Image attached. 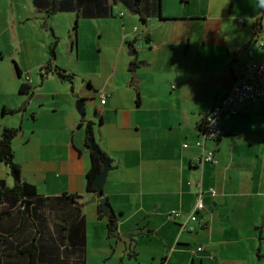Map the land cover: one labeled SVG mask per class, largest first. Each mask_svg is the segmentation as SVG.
Wrapping results in <instances>:
<instances>
[{
    "label": "crops",
    "instance_id": "1",
    "mask_svg": "<svg viewBox=\"0 0 264 264\" xmlns=\"http://www.w3.org/2000/svg\"><path fill=\"white\" fill-rule=\"evenodd\" d=\"M83 1L84 6L89 3L85 12L74 6L82 0H65L61 9L48 14V5L39 7L28 0L16 21L14 13L9 17L15 29L33 17L43 31L42 46L26 35H12L17 47L15 54H7L21 75L14 67L17 78L3 76L7 97L0 101L1 109H23L4 115L0 128L15 127L20 119L22 126L32 119L42 132L41 137L32 131L26 139L12 141L20 179L32 183L43 197L81 196L85 233L91 218L101 264L109 238L103 221L87 206L95 196L86 189L90 122L95 141L113 167L103 196L116 215L117 264H264V99L246 102L236 114L221 115V136L204 143L214 151L215 163H197L202 148L196 144L201 140L198 125L246 64L264 57V50L252 40L264 5L259 0H146L150 13L142 22L120 2L101 0L94 6L92 0ZM90 5L102 14L87 17ZM57 13L74 15L70 59L62 62L55 55L52 60L68 74L80 70L71 79L74 91L54 74L42 76L51 59L49 45L57 38L56 52L60 48ZM118 17L121 21L115 20ZM81 19L102 24L95 33L99 38L110 28L122 36H114L118 38L114 45L100 46L97 41L96 46H82L84 37L79 40L76 31ZM130 41L141 62L135 67ZM0 51L4 57L2 47ZM22 75L25 80L17 82ZM48 81L64 86L39 90ZM22 84L28 91H19ZM102 93L107 94L103 104ZM78 97L87 100L85 117L75 108ZM47 104V114L39 122V108ZM0 172L8 175L4 165ZM198 196L204 208L196 221L187 222L192 230L182 229ZM174 210L181 215L172 216ZM131 230L139 236L129 250L123 242H129L125 234ZM198 247L202 249L191 253ZM132 252L136 255L130 256ZM84 255L86 262L85 250Z\"/></svg>",
    "mask_w": 264,
    "mask_h": 264
},
{
    "label": "trees",
    "instance_id": "2",
    "mask_svg": "<svg viewBox=\"0 0 264 264\" xmlns=\"http://www.w3.org/2000/svg\"><path fill=\"white\" fill-rule=\"evenodd\" d=\"M65 0H33V4L47 6V13L51 14L61 9ZM101 0H92L94 6ZM70 2V0H67ZM120 2L126 10L139 16L145 22L148 12L146 0H112ZM71 3V2H70ZM89 3L84 1L75 3L77 9L87 10ZM68 5V4H67ZM82 11V10H81ZM87 17H95L98 13L95 8H88ZM256 18V23L260 22ZM86 16V15H85ZM75 32V31H74ZM57 38L49 45V62L42 68V76L54 74L62 81H71L73 74H68L64 69L53 63L56 55ZM133 46V41L128 42ZM17 75H21L15 65ZM29 87L22 84L19 91H28ZM18 109L2 108V115L16 114ZM203 123L198 125L201 133ZM19 132L17 127H3L0 130V165H4L18 180L12 185L5 179H0V264H85L84 247L86 241L85 217L79 203L81 196L78 194H61L43 197L36 191V187L27 181L21 180L20 165L15 161L12 141ZM87 137L91 134V124L86 125ZM90 152V169L86 173V189L88 193H96L93 186L95 176L109 163L107 155L100 150ZM213 151V150H212ZM108 202V201H107ZM30 203L29 213L26 210ZM24 205V206H23ZM96 213L98 218H106V235L112 239L117 236L115 227L116 216L104 212L102 205L97 203ZM130 256L136 254L132 252Z\"/></svg>",
    "mask_w": 264,
    "mask_h": 264
},
{
    "label": "rangeland",
    "instance_id": "3",
    "mask_svg": "<svg viewBox=\"0 0 264 264\" xmlns=\"http://www.w3.org/2000/svg\"><path fill=\"white\" fill-rule=\"evenodd\" d=\"M28 0H0V47L3 48L4 50V57L1 56L0 54V68L2 70V74L0 73V101L2 99H6V85L7 83L4 82V78L3 76H14L16 77V71H15V66L14 63L12 62V60H14L13 56H10L9 54H7V52L9 51V53L13 52L15 54V50L14 47H17L16 44L14 43V40H12V35H14L16 33L17 36L21 37L22 35H26V39H30L31 40H35L37 42V44L39 46H42L41 43L43 42L42 39V29L40 27V25L38 24V22L32 17L30 20H28L25 24H20L19 28L15 29V26H11L10 23L12 20L9 19V17L11 16L12 13H14V20L16 21L19 18V14L22 13L23 11V6H25L27 4ZM29 3V2H28ZM31 5V3H29ZM120 8V7H119ZM128 15H130V13H127ZM9 19V20H8ZM55 25L57 27V25H59V34L61 35L60 38V42L58 44V46H60V48L57 50L56 52V57L57 59L62 60V62H66L67 60H69V46H70V31H72L73 27H74V15L70 16L69 14H65V13H57L55 15ZM115 20H119L121 21V19L118 17ZM9 21V25L6 26L5 22ZM111 24V23H110ZM5 25V30L3 31L1 28L4 27ZM112 25V24H111ZM102 24L100 25V23H97V20H93V19H81L77 25L76 31L78 34V39L82 41L83 37H84V41L82 46H96L95 44L97 43V41H99L100 46H108V45H114L116 44V42L118 41V38L121 34V32H119V35H117V30H114L113 28L109 29V32L103 31V35L101 38L98 37V34L95 35V33L97 31H100ZM113 26V25H112ZM53 28V27H52ZM2 30V31H1ZM53 31V30H52ZM51 33V31H49ZM96 36L97 40H95ZM117 37H114L116 36ZM110 37V40H109ZM53 39V37H52ZM64 46V47H62ZM24 47V46H22ZM75 47V46H74ZM62 52V54L60 55V53ZM1 53V51H0ZM9 57V58H8ZM75 58V57H74ZM22 60H24L25 62L28 61V59L23 58ZM77 72L80 71L78 68L76 70ZM72 71L74 77L78 76V73ZM2 75V76H1ZM33 76H37V72H33L32 74ZM73 77V78H74ZM25 80V75H22V77L16 81H22ZM37 85H40L39 82H37ZM61 83H51V81H48L45 83V85L39 90L44 89V90H53L56 89L59 86H64V84L60 85ZM36 101V99H35ZM26 102V101H25ZM47 104L44 108L41 107L39 109H41V112L38 114V118H39V122L43 121V117L47 114V108H48ZM34 109H38V105H35V107H33ZM96 111V107L93 104L92 107V112ZM52 114H54V112H50ZM48 116V115H47ZM7 117V116H6ZM5 116L2 115V109L0 107V123H3ZM45 119V118H44ZM20 121L19 123L15 126L18 129L20 128L21 130H23L22 132L20 131L19 133H17V135L15 137L20 138V140L26 139L28 136H30L32 134V131H34V135H38L41 137L42 132L39 130L38 125L33 126V120L30 119H26L24 121V123L22 124V126H20ZM20 126V127H19ZM3 128V127H2ZM1 129V128H0ZM24 135V137H23ZM15 139V138H14ZM12 147H15L16 144H12ZM3 166V165H1ZM8 170V169H7ZM8 175L5 176V174H1L0 172V177H2L3 179H6L7 183L9 185H12L14 183L13 177L11 176V172L8 170ZM209 195L210 196H214V194H212V190L209 191ZM24 206V205H23ZM90 210L93 209L96 213V207H97V202H92L89 203L87 205ZM204 208V205H203ZM201 209H196L194 210L193 214L196 216L197 212ZM92 210V211H93ZM117 216H119V214H117ZM179 217V216H178ZM177 218V217H175ZM190 219H186V222H184V224H188L187 222ZM197 220V217H196ZM195 220V221H196ZM103 221L104 226H106V218H102L100 219V222ZM191 222H194L192 220H190ZM181 224V228L183 229V225ZM187 230V229H185ZM127 236V234H125ZM86 245L84 247L85 252L88 255V260L86 261V264H100L99 258H98V249L99 248V239L97 237V228H96V224L95 222L89 218L88 220V227H86ZM128 239H130V234L127 236ZM107 239V238H106ZM116 239L112 238V239H108L107 240V245L109 246V251L106 253V256H104V258H101L100 261L101 264H117L119 258H118V251L115 252L116 249ZM107 248V247H106ZM201 248V247H198ZM197 249H195V251L193 250L191 253H195L196 251H199ZM128 264V263H127Z\"/></svg>",
    "mask_w": 264,
    "mask_h": 264
},
{
    "label": "built area",
    "instance_id": "4",
    "mask_svg": "<svg viewBox=\"0 0 264 264\" xmlns=\"http://www.w3.org/2000/svg\"><path fill=\"white\" fill-rule=\"evenodd\" d=\"M264 12V11H263ZM238 21L243 23L244 19L239 18ZM260 25L258 32L253 36V46L259 47L264 50V15L260 18ZM249 57L252 59L253 51L249 50ZM106 94H101V103L103 104L106 99ZM264 99V57L260 61H250L245 68L236 77L234 82L230 85L224 96L214 105L209 114L202 121L203 128L200 133V139L196 142L197 146L202 148L201 155L197 159V163L203 162L215 163L214 151L208 150L204 147V143L210 139H216L222 134L221 115L223 113L236 114L240 112L246 102H254ZM186 146V144L184 145ZM212 194L214 191L212 190ZM203 202L200 196L197 197V202L193 211L187 215V219L192 221L196 220L193 214L194 210L203 208ZM172 216L178 217L180 212L174 210L171 212ZM184 229L192 230L191 224H184ZM202 248H198L201 250Z\"/></svg>",
    "mask_w": 264,
    "mask_h": 264
},
{
    "label": "water",
    "instance_id": "5",
    "mask_svg": "<svg viewBox=\"0 0 264 264\" xmlns=\"http://www.w3.org/2000/svg\"><path fill=\"white\" fill-rule=\"evenodd\" d=\"M260 24H261L260 22L257 23V27ZM258 28H260V27H258ZM129 54L131 56H133L134 64L132 65V67H135V65L141 63L140 61L137 60L138 59V52L134 46V43H133V46L130 47V53ZM86 101L87 100L85 98H82V97L77 98L75 101L76 110L80 114L81 117H85V115H86V111H85ZM88 146L90 147L91 150H93L97 153L100 152V147L97 144V142L95 141V138H94L93 133H92V127H91V134L88 138ZM112 169H113V167L110 164L105 163L103 165V169L95 176L94 183H93V186L96 188L98 196L100 198V200H99L100 204L102 205L104 212L107 214H114V211H113L112 207L108 204L106 197L103 196V186H104L105 180L107 178L108 172ZM15 178H16V176L14 175V179ZM95 201H96V196H92L91 202H95ZM26 210L29 213L28 207L26 208ZM129 234L131 236L130 239H128L129 242L126 243V241H124L123 243H124L125 249L131 250L132 249V238H135V245H136L137 244L136 237L139 236V234H137V236H136L134 234L133 230H131V232H129ZM129 234H127V236Z\"/></svg>",
    "mask_w": 264,
    "mask_h": 264
},
{
    "label": "bare ground",
    "instance_id": "6",
    "mask_svg": "<svg viewBox=\"0 0 264 264\" xmlns=\"http://www.w3.org/2000/svg\"><path fill=\"white\" fill-rule=\"evenodd\" d=\"M69 84H70V89H71V91H74V84H73V82L72 81H67ZM106 94V93H105ZM107 95V94H106ZM78 98H80V97H78ZM76 101V100H75ZM76 108V107H75ZM89 138V137H88ZM88 144V143H87ZM101 150V149H100ZM11 176H13V178H14V175L11 173ZM19 178H20V175H19ZM15 181L16 180H18V178L16 177L15 179H14ZM94 183V182H93ZM96 189V188H95ZM92 194H94L96 197L98 196V193H97V190H96V193H92ZM97 198H99V196L97 197ZM90 199H92V197L90 198ZM107 199V198H106ZM99 200H100V198H99ZM88 201V200H87ZM86 201V202H87ZM108 201V200H107ZM80 204H81V202H79ZM88 203H90V202H88ZM98 203H100V201H98ZM108 204H109V202H108ZM110 205V204H109ZM30 206H31V204L30 203H28V205L26 206V208L28 207V208H30ZM111 206V205H110ZM103 208V207H102ZM113 209V208H112ZM104 210V209H103ZM114 215H115V213H114ZM116 216V215H115ZM132 244H133V246H132V248H134L135 247V238H132ZM129 252H131V251H129Z\"/></svg>",
    "mask_w": 264,
    "mask_h": 264
},
{
    "label": "clouds",
    "instance_id": "7",
    "mask_svg": "<svg viewBox=\"0 0 264 264\" xmlns=\"http://www.w3.org/2000/svg\"><path fill=\"white\" fill-rule=\"evenodd\" d=\"M261 5H264V0H259Z\"/></svg>",
    "mask_w": 264,
    "mask_h": 264
},
{
    "label": "flooded vegetation",
    "instance_id": "8",
    "mask_svg": "<svg viewBox=\"0 0 264 264\" xmlns=\"http://www.w3.org/2000/svg\"><path fill=\"white\" fill-rule=\"evenodd\" d=\"M256 32H258V27H257V29H256ZM88 123H90V122H88Z\"/></svg>",
    "mask_w": 264,
    "mask_h": 264
}]
</instances>
